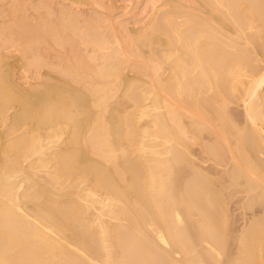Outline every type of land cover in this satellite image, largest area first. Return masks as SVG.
<instances>
[{
    "label": "bare ground",
    "instance_id": "bare-ground-1",
    "mask_svg": "<svg viewBox=\"0 0 264 264\" xmlns=\"http://www.w3.org/2000/svg\"><path fill=\"white\" fill-rule=\"evenodd\" d=\"M102 1L110 34L84 17L91 56L38 82L29 54L53 31L13 19L27 50L0 53V264H264V0H151L136 27Z\"/></svg>",
    "mask_w": 264,
    "mask_h": 264
},
{
    "label": "rangeland",
    "instance_id": "rangeland-1",
    "mask_svg": "<svg viewBox=\"0 0 264 264\" xmlns=\"http://www.w3.org/2000/svg\"><path fill=\"white\" fill-rule=\"evenodd\" d=\"M71 1H73V0H50V1L49 0H46V1L45 0H25L24 1L23 0V2H21L22 4H20L19 3L20 0H13L14 3L12 2V0H10V1L9 0H0V53H6L7 55H9L11 57L12 64H14V65L20 64L21 60L23 59V56H24V51L27 50L26 49L27 44H25V41H26L25 34L22 33L21 29L17 28V24L18 23L15 24V21H14L15 19L19 18L18 20H16V22L19 21V24H21L23 26L22 29L27 27L29 23H33L34 22V23H41V24L44 23L45 24L44 27L45 28L48 27L47 28L48 31L46 30V33H47L48 36H49L48 33L53 31L52 33H50L51 34L50 35L51 39H50L49 42H47L48 41L47 40L46 43L43 42L42 45H41V43H40V45L39 44L33 45V46H35V51L31 52V54H29L30 64H31L29 74H30V77H31V79H30L31 82H38V81H40V79H39L40 76L47 75L49 73L50 74L53 73L52 75L54 77H59L60 76V72L63 71L62 68L66 69V67L70 66V64H67V63H69V59H71V60L73 58L76 59L80 55H81L80 58H83V56L86 58V56L89 57L90 53L92 52L91 48H90L91 52L89 51V47H91V46L84 44L82 42L83 39H81V38H83V36L85 37L86 35H90L88 33L91 32L90 29H87V25L88 24L85 23L83 18L84 17L86 19L88 17L90 18V15H93L94 18L96 16V18H97L98 12L102 13V12H105V11L102 9V7L99 8L98 5H96V7L98 9L97 8L95 9V7H94L95 3L92 2L93 3L92 4L91 0H88V2H87V0H77L78 2L77 1L71 2ZM100 1H102V0H100ZM104 1L107 3V5L105 4L106 5L105 7H107V6L110 7V5L113 6V7L112 6L110 7L111 9L113 8L112 9L113 14H112V12L110 13L112 15V18L114 16L115 17L117 16L116 18L119 17L118 20L115 17L113 18L114 20L116 19L115 23H117V26H118V24H121V23H122L121 25H125V24L127 25V24L130 23L131 26H133L134 24H135L134 25L135 27H136V24L138 26L137 22L141 21V19H143V18L144 19L147 18L148 15L151 14V10H152L151 7H153L151 2H150L151 0H133V1L132 0H103L102 2L105 3ZM129 1L132 2L131 3L132 4L131 7H130V2ZM89 2L92 5L89 4ZM12 4L13 5L14 4H18L19 7H20V5H22L23 7L21 6L22 7L21 9L24 10V11L20 10V8L17 7L18 9L16 10L17 11L16 12L14 7L13 6L11 7ZM8 5H9V7H8ZM128 5H129V7H128ZM128 8H131V9H128ZM12 9L14 11H12ZM18 10L20 12L21 11L22 12L20 13ZM64 10L65 11L69 10L68 12H70L72 14H78V17L80 16L79 20L76 23L75 22L73 23L71 21V19H70L68 14H63L65 12ZM11 11H12V13H11ZM148 11H149V14H148ZM94 13H96L97 15L94 14ZM17 14H18V16H17ZM102 14H105V13H102ZM102 14H101V17H100V15L98 16L99 19L102 21V25L105 24V26H102L103 27L102 29L105 30L109 26H110L109 28H111V24L109 22H107V24H106L105 23V19H102V18H104ZM21 15H24L22 18L26 17L28 22L25 21V19L22 20V18L20 17ZM93 16H91V18ZM119 19H121V20H119ZM12 21H14V22H12ZM11 24L13 26H15L14 28L12 26V28L13 29L16 28L17 30L11 29ZM114 25H116V24H114ZM59 28H61V29H59ZM64 28H66V29H64ZM84 28L87 30V32H88V30H90V32H88V33L85 32L84 33V31H85ZM109 28L106 29L105 31L104 30H102V31H104V33L107 34L110 31ZM131 28H133V27H131ZM49 30H50V32H49ZM56 30H58V31H56ZM79 30H81V31H79ZM128 30H130V29H128ZM9 31H10V35H9ZM11 31H13L12 32L13 35L15 33V37L16 38L11 36V34H12ZM53 34H55V35H53ZM8 37H10V38H8ZM12 39L15 40V41H13ZM7 41L9 42V44H8ZM6 42H7V44H6ZM10 42H12V45H11ZM68 43H70L71 45L68 44ZM14 44H15L16 47L14 46ZM75 45L79 46V48L76 47ZM69 46H73V48L75 47V50L72 51V47H69ZM77 48L80 49V51ZM39 49H40V51L38 52ZM68 51H70V52H68ZM41 52H42V54H41ZM76 52H77V55H79L78 57L75 55ZM78 52H79V54H78ZM40 54L42 56H40ZM44 54H45L46 57L44 56ZM65 56L66 57L69 56L70 58H65ZM75 56H76V58H75ZM88 57L86 59H88ZM44 58H46V59H44ZM71 62H73V60ZM259 63H261V64H258V66H260L261 69H262V67H264V62L261 61ZM59 65H60L61 71H58V73H56L57 70H60ZM62 65H64V67ZM67 65H69V66H67ZM56 68H57V70H56ZM134 74H135V72H133V73L131 72L130 76H132V75L134 76ZM18 75H20V76H18ZM18 75H17L19 77L18 82L21 83V84L23 83L24 86L28 87L29 84L27 83V81L24 78L23 74H18ZM165 75H167V74L166 73L163 74V76H165ZM240 109H242V108H240ZM196 147H197V149L195 148L196 151L194 150L196 155L194 154L192 156V158H193V160L195 158L196 162L197 161L201 162V158H202L201 157V153H200V150L198 149V146H196ZM196 169L199 170V165H198V167ZM196 172H198V171H196ZM25 188H26L25 185L22 186L20 188V192L22 193L24 191L23 189H25ZM226 201H227L228 207L230 209V218H234V217H235V219L238 218L236 223L237 222H239V223H237V224L235 223L234 226L235 227L237 225L238 226H242L240 223H242L243 219L240 216V215H242L241 211H240V209H238L239 204L234 199H230V198H227ZM239 218L242 219V221Z\"/></svg>",
    "mask_w": 264,
    "mask_h": 264
}]
</instances>
